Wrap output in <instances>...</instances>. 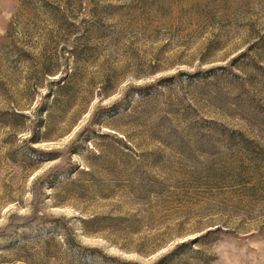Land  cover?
Returning <instances> with one entry per match:
<instances>
[{"label":"rangeland","instance_id":"rangeland-1","mask_svg":"<svg viewBox=\"0 0 264 264\" xmlns=\"http://www.w3.org/2000/svg\"><path fill=\"white\" fill-rule=\"evenodd\" d=\"M0 264H264V0H0Z\"/></svg>","mask_w":264,"mask_h":264}]
</instances>
